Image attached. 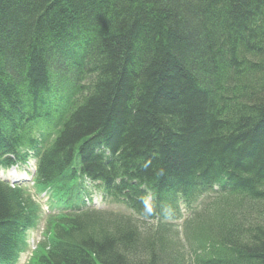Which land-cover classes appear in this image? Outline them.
<instances>
[{
	"label": "trees",
	"instance_id": "trees-1",
	"mask_svg": "<svg viewBox=\"0 0 264 264\" xmlns=\"http://www.w3.org/2000/svg\"><path fill=\"white\" fill-rule=\"evenodd\" d=\"M202 2L0 0V141L12 143L16 132L33 144L25 134L39 128L43 112H55L52 141L41 154L40 183L52 184L65 170L80 173L99 180L139 216L151 214L142 200V183L153 186L159 202L174 200L181 189L172 187L171 178L197 170L196 162L241 177L248 185L241 189L233 178L223 181L236 192L220 196L206 227L196 225L202 244L194 261L186 262L177 252L168 255L172 244L166 246L169 242L158 233L143 232L137 219L83 211L53 221L34 264H132L118 246L132 250L138 238L147 247L152 244L155 254L163 246L158 255L171 264H264V140L257 146L253 139L264 126V97L237 103L238 114L226 108L220 117L217 100L206 87L199 88L189 65L192 54L204 50L217 78L228 72L221 66L226 58L235 69L257 74L262 60L258 68L250 63L248 45L260 37L255 32V37H244L242 20L248 17L246 10L257 6L263 16L264 0ZM193 17L191 25L187 19ZM207 25L220 26L222 34ZM238 42L249 55L236 56ZM65 51L78 56L66 68L73 72L66 81L69 92L45 93L44 76L53 68L46 55L64 60L66 54L56 53ZM8 120V126L1 124ZM99 145L109 150V157L95 149ZM194 191L196 185L191 196ZM153 209L164 208L154 204ZM35 216L28 198L0 181V264L13 262L23 230ZM152 259L137 263L156 264Z\"/></svg>",
	"mask_w": 264,
	"mask_h": 264
},
{
	"label": "bare ground",
	"instance_id": "bare-ground-1",
	"mask_svg": "<svg viewBox=\"0 0 264 264\" xmlns=\"http://www.w3.org/2000/svg\"><path fill=\"white\" fill-rule=\"evenodd\" d=\"M255 22L259 24L258 28L257 29L253 27L250 28L249 24H254ZM242 23L244 24L243 25L244 28L242 30L244 37L245 35L247 38L248 37L251 38V35L255 37L254 32L256 33V37H260V41L258 42L259 49L255 50L257 53H250L251 54L250 63H252L258 68V66L261 65L260 55L264 54V19L263 18L255 19L253 15L251 16L248 14V17L242 20ZM209 26H212V28H214L213 25H209ZM212 31H214V29H212ZM216 31L220 35L222 34V32L220 31V26L217 27ZM241 47H244V45L239 44L238 47L235 48L236 56L239 57V55H242L243 57H246V55H249L247 54L248 52H244ZM199 53L200 51L198 50L197 54ZM56 54L59 56H65V54L67 55L66 56L67 58L64 60H60V57L58 58L57 63H60L57 64L58 70L59 69L64 70L65 69L64 67L71 68L70 63L72 62V60H74L75 57L78 58L77 55L75 56L70 55L66 51L57 52ZM229 62L230 60L227 58L224 59L223 61L221 60V66H224V69L226 67L228 72L218 77L219 82L217 80L213 81V79H209L210 81L206 80V82L211 84V87L206 86V83H203L202 80L198 78L200 83H203V86H205L208 89H211V90L206 89L209 93L210 91H212V93H215V96H213L215 98L211 96V99L215 101L217 100L215 102V104L217 105L216 112L220 115V117H223V115L221 114L224 112L226 108H231L232 104H235L238 108L237 103H240L241 104L240 106L246 105V102L244 100H246L247 102L255 103L260 101L261 98L264 97V94H262L263 92L262 88H264V67L262 66H264V61H263V65L261 66V68H258V72L255 75H250L251 73L254 72H250L249 74L247 72V69H243V68L235 69V67H233ZM206 67L205 68L203 67V69L196 68V72L199 71L200 73H204V74L209 73L211 75V72L208 71L210 67L207 68ZM76 70L77 72L80 71L81 73H84L81 67L76 68ZM215 75L217 76L218 74H216L215 72ZM44 79L45 80L42 86L45 93L51 94L50 90L53 89L56 93H59L60 95L69 92L65 81L72 79V77L68 75V78H66L63 75L58 74L57 71H55L54 67L45 73ZM15 111L16 110H14L13 113ZM224 115H226V113H224ZM48 116H49L48 112L46 111L43 112V114L40 116V122L45 120ZM225 118H227V116ZM17 122L18 121L14 119L12 123L13 125H16ZM1 124L8 126V124H10V120L1 122ZM261 128L262 130L260 129L261 131L256 132L253 137V139L257 138V140L259 141L257 143V146L260 145L261 143L263 144V140H264V126H262ZM236 129L237 128H233L230 130L235 131ZM11 138L13 140L12 143L8 140L4 142L0 141V146H3L1 147L3 149V152L10 153L13 151V149L16 150L20 146L25 145L28 142L25 138L19 139L16 132H13ZM100 148L101 146L99 145L97 149ZM2 159L3 158H0V172L7 170L6 165L1 161ZM115 163L120 164L121 162L120 160L117 159L115 160ZM240 163L245 164L246 159L242 158V161H240ZM196 168L198 169L189 173L188 175H185L186 177L173 176L171 178V184L172 187L178 186L179 190L181 189L179 193V200H184L189 196H191L193 187L196 185V225L201 222L203 223L201 228H204L208 225L207 223L212 218L211 214H209L208 212L210 211V209L213 208L214 203L218 202L221 196L217 186L213 182H223L226 181L227 178L231 180L233 178L236 182H239V184L241 183L239 185V187H242L241 189L248 187V185L245 184L246 182L242 181L241 177H239L240 180L237 179L236 177H231V175H229L228 172L223 173L222 171L218 170L217 167L213 168L207 166V168H204V166H198V163L196 162ZM64 183L65 184L62 187L60 185L56 187H52L54 189L53 192H59L61 196H63L64 194L66 197H69L82 205L87 203L88 195L84 191L86 187L82 183L77 182L72 177H68L66 182ZM198 233L196 234V242L202 240L199 237Z\"/></svg>",
	"mask_w": 264,
	"mask_h": 264
},
{
	"label": "rangeland",
	"instance_id": "rangeland-1",
	"mask_svg": "<svg viewBox=\"0 0 264 264\" xmlns=\"http://www.w3.org/2000/svg\"><path fill=\"white\" fill-rule=\"evenodd\" d=\"M184 6L189 2V3H191V4H198L197 6H200L203 2H202V0H179ZM204 4V3H203ZM262 4V2H260V5ZM246 11H248V12H246L247 14H249V15H253L254 16V18L255 19H260V18H263L264 19V15L263 16H260L261 15V11H262V8L260 7V6H257V7H255V9L253 8V10L251 9H249V10H246ZM213 13V12H212ZM215 14V13H214ZM187 20H190V23H191V25H193L194 24V20L196 21V18L195 17H193L192 18V20L191 19H187ZM197 26H199V23L197 24ZM258 26H259V24H257V22H255L254 24H249V27L251 28V27H253V28H258ZM216 26H214V32L216 31V29H217V27L215 28ZM206 28H208L209 30H212V27H209L208 25L206 26ZM211 28V29H210ZM197 30H199V32H201L202 30L198 27V29ZM256 35V34H255ZM199 39H201V37H199ZM260 41V38H256L255 39V41L254 42H251V43H249L250 45H248V48L250 49V52L252 53V52H256L255 50H256V48L258 47V44H256V43H258ZM252 43H255V45L253 46V44ZM238 44H239V42H238ZM238 44H236V47H237V45ZM252 44V45H251ZM221 47L223 48H225V45L223 44V45H221ZM64 48H59L58 50H63ZM201 49V48H200ZM202 50V49H201ZM222 50H224V49H222ZM204 51V50H203ZM203 51H201L199 54H197L198 53V51H196V54H192V57H191V59H190V62H189V65H190V69L192 70V73L195 75V77H196V79L198 80V78L199 79H201L202 80V82L203 83H206V86H208V87H211V84L210 83H208V82H206V80L207 81H210L209 79H213V81H216V78H217V76L216 75H213V73H212V62L211 61H209L207 58H205L204 56H205V54L203 53ZM218 53H222V51H220V52H218ZM53 54L54 53H52V55H50V54H48V55H46V63L48 64V63H50L53 67H54V69H55V71H57V73L58 74H60V75H63L64 77H66V78H68V75L70 76V77H72L73 75V72L70 70V69H68V70H66V68L67 67H64L65 69L64 70H58V66H57V64H60V63H57V59H54V57H53ZM53 57V58H52ZM250 57V56H249ZM261 60H262V65H263V61H264V54H262L261 56ZM263 58V59H262ZM250 59V58H249ZM210 67V69L208 70V71H210L211 72V75L209 74V73H200L198 70V72H196V68L197 69H203V67L205 68V67ZM206 67V68H207ZM215 71V70H214ZM201 77V78H200ZM205 80V81H204ZM217 81L219 82V79L217 78ZM66 82V81H65ZM198 83H199V88L201 89V88H205V86H203V85H201L200 84V82H199V80H198ZM209 84V85H208ZM207 90H211V89H208L207 88ZM36 91L38 92V89H36ZM39 93H40V91H39ZM210 93H211V96H213L212 95V91H210ZM214 94V93H213ZM242 99V98H241ZM244 101H246V100H244ZM247 102V101H246ZM249 103V102H248ZM247 104V103H246ZM233 110V111H232ZM240 110V109H239ZM235 112V113H237L238 114V112H237V106L235 105V104H232V106H231V108H228V109H226V111L225 112ZM240 113H243V114H245V113H247L246 111L245 112H240ZM237 114H236V116H237ZM236 116H234V119H233V121H235L236 119H235V117ZM233 123V122H232ZM234 123H236V122H234ZM258 141V140H257ZM260 141H262V140H260ZM259 142V141H258ZM253 145V144H252ZM255 148V147H254ZM254 150H256V149H254ZM27 186L29 187V189L31 188V183L30 182H28L27 183ZM42 217H44V215L42 216ZM248 220V219H247ZM249 221V220H248ZM42 221H40V223H39V225H40V227H41V225H42ZM108 228H110V227H108ZM111 229V228H110ZM148 229V228H147ZM146 231V229H143V232H145ZM147 231H149V229L147 230ZM200 231V230H199ZM199 231H193V235L191 236V241H192V243H190V246H192L193 248L194 247H196V254L195 255H197L198 254V251H197V249L199 248L198 246L200 245V243L199 242H196V234L199 232ZM108 233V232H107ZM176 234H180L178 231H176V230H168L167 232H165L163 235H161L160 237L162 238V239H164L165 237H169L170 238V240H172L171 242L173 243V244H175V248L173 249V244L171 245V247H170V249H169V251L167 250V247L166 246H164V248H165V250H167V254L168 255H170L171 256V254H170V252H172V253H179L180 255H182L183 257H184V259L186 258L185 257V254L187 255V257H189V250H191L190 249V247H188V245H186V243H185V241L184 240H186L184 237H181V238H177V236H176ZM199 235H200V232L198 233ZM38 235H39V231H33V232H31V233H28L27 234V239H28V243H29V247H31L32 246V242L35 240V238L36 237H38ZM175 237V238H174ZM174 239H176V241H174ZM194 239H195V242H194ZM134 249H129V251L127 250V249H125L122 245H120V246H118V248L120 249V251H122L124 254H125V257H127L126 259L130 262L131 261V263L132 264H138L137 262L138 261H142V262H148L150 259H151V257H154L155 258V260L154 259H152V262H153V260H154V263H155V261H156V264H171L170 262H169V260L167 259V258H161L162 257V255L160 254V256L158 255L160 252H161V250L163 249V246H160V247H158V249L160 250V251H158V253H156L155 254V252H154V247H153V245L152 244H150V246L149 247H147V243H146V241L145 240H141L140 238H138L136 241H134ZM150 250H152L153 252H150ZM195 252V251H194ZM151 253L153 254V256L151 255ZM190 254H192V252L190 253ZM29 255H30V250H28L27 252H25L23 255H21V257H20V259H19V261H18V263L17 264H26L27 263V261H28V257H29ZM164 256V255H163ZM194 255L192 254L191 255V258L193 257ZM191 258H190V260H191ZM186 262H189L188 261V259L186 260ZM27 264H30V260L28 261V263Z\"/></svg>",
	"mask_w": 264,
	"mask_h": 264
},
{
	"label": "clouds",
	"instance_id": "clouds-1",
	"mask_svg": "<svg viewBox=\"0 0 264 264\" xmlns=\"http://www.w3.org/2000/svg\"><path fill=\"white\" fill-rule=\"evenodd\" d=\"M151 209H149V211H150Z\"/></svg>",
	"mask_w": 264,
	"mask_h": 264
}]
</instances>
